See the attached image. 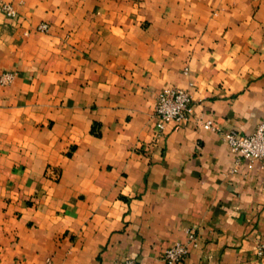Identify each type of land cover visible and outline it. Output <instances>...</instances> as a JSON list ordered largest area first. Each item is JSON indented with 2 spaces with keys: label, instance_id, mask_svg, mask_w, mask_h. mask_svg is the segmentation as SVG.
I'll use <instances>...</instances> for the list:
<instances>
[{
  "label": "crops",
  "instance_id": "crops-1",
  "mask_svg": "<svg viewBox=\"0 0 264 264\" xmlns=\"http://www.w3.org/2000/svg\"><path fill=\"white\" fill-rule=\"evenodd\" d=\"M2 3L0 264H165L191 230L178 264H264V160L221 134L264 120V0ZM166 87L195 114L160 132Z\"/></svg>",
  "mask_w": 264,
  "mask_h": 264
},
{
  "label": "built area",
  "instance_id": "built-area-1",
  "mask_svg": "<svg viewBox=\"0 0 264 264\" xmlns=\"http://www.w3.org/2000/svg\"><path fill=\"white\" fill-rule=\"evenodd\" d=\"M0 9L9 17H16L17 11L8 3L0 4ZM38 29L42 32L49 31V25L41 24ZM15 79V73H4L0 79L6 85ZM195 114V102L193 94L189 89L180 87H166L158 94L155 108V115L158 119V128L162 132L168 124L176 123L177 126L185 124ZM203 127L214 130L215 125L211 120L206 121ZM225 141L229 144L232 152L238 154L245 160H264V120L257 126L255 132L242 134L237 130H230L221 133ZM199 244V236L194 230L189 232L187 241L178 242L163 254L165 264H178L185 260L192 247ZM123 264H142L135 258H129Z\"/></svg>",
  "mask_w": 264,
  "mask_h": 264
}]
</instances>
